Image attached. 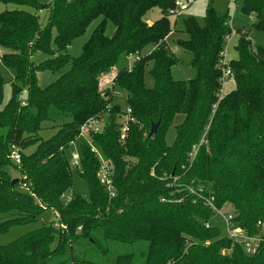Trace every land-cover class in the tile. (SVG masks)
<instances>
[{
    "label": "trees",
    "instance_id": "1",
    "mask_svg": "<svg viewBox=\"0 0 264 264\" xmlns=\"http://www.w3.org/2000/svg\"><path fill=\"white\" fill-rule=\"evenodd\" d=\"M177 1L188 0H0L17 7L0 13V60L15 73L4 106L0 78V216L6 218L0 233L48 212L56 218L0 246V264H100L91 256L105 257L118 246L126 252L106 264H264V243L246 255L210 224L203 199L188 192L202 189L204 197H214L215 206L248 235L264 220V48L237 35V58L228 63L235 88L218 101L228 17L210 7L203 26L183 19L171 48ZM230 1L241 23L253 19V28L264 33V0ZM152 10L159 18L150 24L145 16ZM96 20L81 55L70 58L71 43ZM179 51L194 71L187 81L171 76ZM135 52L142 57L128 70L125 57ZM37 53L47 59L35 64ZM66 65L69 70L55 82L38 85V73H57ZM146 71L151 88L144 83ZM112 74V88L101 94L98 78ZM125 109L133 122L121 140ZM95 117L103 119L102 129L89 133L96 152L81 145L79 163L71 166L68 148ZM43 123L56 128L45 141L38 137ZM13 152L19 163L10 159ZM98 157L113 168L112 199L97 178ZM72 170L88 197L64 202Z\"/></svg>",
    "mask_w": 264,
    "mask_h": 264
},
{
    "label": "rangeland",
    "instance_id": "2",
    "mask_svg": "<svg viewBox=\"0 0 264 264\" xmlns=\"http://www.w3.org/2000/svg\"><path fill=\"white\" fill-rule=\"evenodd\" d=\"M41 3L46 5H53L54 0H40ZM184 2V8L179 12V17H172L170 18V22L174 23L176 22V30L174 33H172L169 38L168 42L170 44V47L173 48L174 43L180 39V35L178 33L179 30L182 29V20L187 18H193L200 26L204 25L205 21V15L208 8L212 7L216 13L221 17H228V23L230 26V29L234 31V38L231 40V42L228 45L227 48V61H233L237 58V53L234 47L237 44V35L246 34L247 39L251 42L252 46L254 47H260L264 48V33L259 32L253 28V19H247L240 22V15L239 12L235 11V7L233 3L230 0H194L191 5H188V1ZM17 7L12 4H3L0 2V13L3 11H14ZM40 24L43 27L45 25V19L43 17V14H40ZM159 18V13L157 10L150 11L146 16L145 20L149 22L150 24L154 23ZM99 20H96L90 26L87 28L85 34L77 39H75L70 47L67 50V54L70 58H77L81 55L82 47L83 45L88 41L89 37L91 36L93 30L98 25ZM112 27L110 26L107 29L106 34L110 35L112 31ZM246 32H244V30ZM178 59H180V62L175 65L171 69V76L175 81H187L194 77V71L189 66V56L179 51L175 55ZM47 57L44 54L37 53L33 56L32 61L35 64H39L43 62ZM69 70V65H66L64 68H62L59 72L53 73L49 71L41 72L37 74V82L40 87H46L53 82L56 81V79L66 73ZM148 71V70H147ZM145 73L144 76V83L147 88H151L153 86V81L149 77L148 73ZM15 73L12 69H9L5 67L0 60V78L2 79L4 86H3V99H2V105L4 106L10 99L11 89H10V82L14 79ZM235 88V83L233 79H226V81L223 83L221 87L222 95H228L231 93ZM25 96H22L20 100H24ZM181 121L180 117H177L175 120V124L179 123ZM56 132V128H54L51 124L43 123L42 129L38 133V137L42 140H48L50 139ZM174 140V130L171 128L167 134V142L171 144ZM81 145H90L91 147L95 148L94 145L91 143L89 135H84L81 137H78L77 140L72 143L67 151V156L70 157L75 153L78 152V148ZM34 147L26 150L25 152L30 154L33 152ZM80 169H78L79 172ZM72 176V188L65 193L64 195V202H67L73 195H78L82 198L88 197V189L86 184L83 180L79 177L77 172L75 170H72L71 172ZM226 213L225 211H223ZM6 218L4 216H0V222L4 221ZM56 218L51 215L49 212L45 213L37 222L30 223V224H21V225H15L10 227L7 231L0 233V246H7L9 244H12L13 242L17 241L19 238H21L24 235L32 234L38 229H40L43 225V223L48 222H55ZM210 224L212 226H216L219 229H222V221L218 218L212 217L210 220ZM111 251V250H110ZM126 252V248L124 249L122 246H118V249L116 251H112L109 253V255H106L105 257H101L97 254H93L91 256L92 260L94 262L100 263V264H106L110 262L116 254H122ZM142 262V260L140 261Z\"/></svg>",
    "mask_w": 264,
    "mask_h": 264
},
{
    "label": "built area",
    "instance_id": "3",
    "mask_svg": "<svg viewBox=\"0 0 264 264\" xmlns=\"http://www.w3.org/2000/svg\"><path fill=\"white\" fill-rule=\"evenodd\" d=\"M194 0H188V4L192 3ZM233 3V1H231ZM234 5V3H233ZM235 7V5H234ZM176 13L175 16L179 17V12L184 8V2L183 1H177L175 3ZM234 37V31L231 30V34L227 37H225V45L224 50L221 52L220 57V68H221V77H220V83L221 87L223 83L226 81V79H233V73L228 67V61H227V48L229 43ZM177 50L174 49L173 52H176ZM142 57V54H139L138 52L130 53L125 57V62L127 65V69L130 70L133 64L137 61H139ZM114 75H101L98 78L97 82V88L98 91L103 94L107 90H110L113 86V80ZM222 91H220V94L218 96V101L222 99ZM22 105H25L22 103ZM130 111L128 109H125L124 112V122L120 128V139L123 140L127 134L128 131V125L130 122H133V119L129 117ZM103 127V119L100 117L91 118L86 121V123L83 124V126L80 129V136L89 135V133H97L99 132ZM91 147V146H90ZM91 152H96V148L91 147ZM10 159L15 162L19 163L20 156L17 152H13L10 156ZM98 173L97 178L99 180L100 185L103 187L105 193L107 194L109 199H112L115 197V188L113 185V168L112 166L103 160L101 157H98ZM71 166H77L79 163V155L78 152H75L71 156ZM25 187V186H23ZM188 192L191 195L197 196L199 198L203 199L204 205L211 210L212 217L218 218L222 221V231L224 236L230 240L234 245L239 246L243 252L246 255L253 256L255 255L259 247L262 243H264V220H258L255 224V229L257 232L253 235H248L246 232H244L240 227H238L234 221L233 216L229 213H224V208L218 209L215 206V200L214 197H204L202 193V189L195 190L193 188H189ZM56 228L65 229L64 226H58L55 224ZM205 227L208 228L209 225L205 224Z\"/></svg>",
    "mask_w": 264,
    "mask_h": 264
},
{
    "label": "water",
    "instance_id": "4",
    "mask_svg": "<svg viewBox=\"0 0 264 264\" xmlns=\"http://www.w3.org/2000/svg\"><path fill=\"white\" fill-rule=\"evenodd\" d=\"M157 128H158V123L157 124H154V125H151V128L149 130V133L147 135V139L149 141H153L154 138H155V134H156V131H157ZM17 180H13L11 185L13 186L14 184H16Z\"/></svg>",
    "mask_w": 264,
    "mask_h": 264
}]
</instances>
